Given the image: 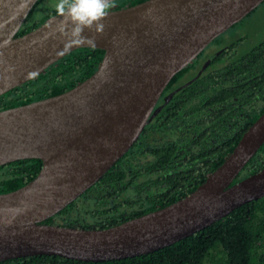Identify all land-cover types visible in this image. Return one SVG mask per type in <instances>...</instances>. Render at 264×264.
Wrapping results in <instances>:
<instances>
[{"label": "water", "instance_id": "95a60500", "mask_svg": "<svg viewBox=\"0 0 264 264\" xmlns=\"http://www.w3.org/2000/svg\"><path fill=\"white\" fill-rule=\"evenodd\" d=\"M37 0H0V94L80 47L104 50L95 70L56 94L0 109V164L38 157L26 183L0 192V260L58 254L105 260L146 253L264 196V166L236 180L264 142V110L194 189L106 227L43 222L93 184L136 140L163 88L215 36L263 0H142L110 10L92 43L67 47L57 13L15 35Z\"/></svg>", "mask_w": 264, "mask_h": 264}, {"label": "trees", "instance_id": "16d2710c", "mask_svg": "<svg viewBox=\"0 0 264 264\" xmlns=\"http://www.w3.org/2000/svg\"><path fill=\"white\" fill-rule=\"evenodd\" d=\"M120 6L127 0H119ZM138 0H131V3ZM37 0L21 34L55 14L57 0ZM48 3V4H47ZM98 47H77L22 84L0 94V109L64 91L91 74L102 57ZM196 79L159 100L141 134L93 184L44 221L79 227H106L166 205L194 189L237 143L227 136L208 158L204 131L224 130L232 114L231 96L244 104L264 86V40L230 45ZM177 71L165 90L175 87ZM222 137V135H221ZM212 147V143L210 142ZM209 149V148H208ZM213 150V149H212ZM215 156V157H214ZM41 166L39 158L0 165V191L20 186ZM264 166V142L241 168L236 181ZM0 264H264V196L247 201L209 225L155 250L98 261L58 254H31Z\"/></svg>", "mask_w": 264, "mask_h": 264}, {"label": "flooded vegetation", "instance_id": "af4514ba", "mask_svg": "<svg viewBox=\"0 0 264 264\" xmlns=\"http://www.w3.org/2000/svg\"><path fill=\"white\" fill-rule=\"evenodd\" d=\"M44 2H46V0H43ZM139 1H142V0H138L136 2H133L131 3V0H127L124 4V5H130V4H134V3H137ZM114 3H117V7H121L120 6V1L119 0H113V4ZM32 8H35V3L34 5L31 7ZM31 9L29 10V12L31 11ZM29 12L27 13V15L25 16V18L23 19L21 25L23 24L24 21H27L28 18V14ZM243 18V17H242ZM241 18V19H242ZM46 19V18H45ZM240 19V20H241ZM238 20V21H240ZM234 22L230 27H228L227 29H225L224 31H222L221 33H219L217 36H215L202 50H200L196 56L187 64L188 65V68L185 69L176 79V83H175V87L174 89L172 90H165L166 86L163 88L160 96L158 97L157 101H156V104L159 100L164 99H168V98H171L174 94V90L177 89V87H181L183 85H188V83L192 82L194 79H196L203 71H205V69H208L209 67H211L213 61L216 60V58L219 56V52L227 47H230V45H234L235 48H238L240 46V44H244V45H254V44H258L260 43L261 41L264 40V37L261 38V39H258L256 41H252L251 42V39H249V35L248 33L246 32H240V31H231L230 34H228L229 30L232 29L235 24L238 22ZM39 24V23H38ZM20 25V26H21ZM19 26V28H20ZM36 26V25H35ZM34 27V26H32ZM31 27V28H32ZM18 28V29H19ZM30 28V29H31ZM29 30V29H28ZM18 31V30H17ZM16 31V33H17ZM15 33V35H16ZM225 34H227V38H225ZM19 35V34H18ZM225 38V39H224ZM104 52V50H103ZM102 52V54H103ZM100 61V60H99ZM55 62V61H54ZM99 63V62H98ZM97 63V64H98ZM185 65V66H187ZM97 67V65H96ZM182 69V68H181ZM90 75V74H89ZM87 77V76H86ZM168 84V83H167ZM166 84V85H167ZM229 99H231V103L229 104V111L230 113L232 114V118L230 119L229 121V124L227 125L226 128H224V130H219L217 131V129L215 128L214 130L210 131V129H207V132L204 131V135H205V140L208 143L209 145V149L207 148L206 149V155L204 156L205 157H209L208 155L211 154V156L213 154H215L217 152V149H221L224 145V139H226L227 136H232V135H235L237 134L238 132H241V134L243 133V131L252 123V121L264 110V86L263 88L259 91L256 92L255 96L252 98L251 101H249L248 104H244L242 102V100H239L238 99V96H231L229 97ZM36 100V99H35ZM156 104L154 105L153 107V110L156 108ZM152 110V111H153ZM152 113V112H151ZM151 115V114H150ZM149 120V118H148ZM148 122V121H147ZM146 122V123H147ZM145 126V125H144ZM144 128V127H143ZM143 130V129H142ZM141 130V132H142ZM140 132V134H141ZM139 134V135H140ZM138 135V137H139ZM222 135V137H221ZM137 137V138H138ZM136 138V140H137ZM240 138V137H239ZM135 140V141H136ZM134 141V142H135ZM133 142V143H134ZM210 142L212 143V147L210 146ZM132 143V144H133ZM132 146V145H131ZM130 146V147H131ZM129 147V148H130ZM128 148V149H129ZM127 149V150H128ZM213 149V150H212ZM126 150V151H127ZM125 153V152H124ZM123 153V154H124ZM228 153V152H227ZM226 153V154H227ZM122 154V155H123ZM225 154V155H226ZM121 155V156H122ZM224 155V156H225ZM223 156V158H224ZM215 157V156H214ZM25 158H38V157H25ZM17 159H24V158H17ZM17 159H14V160H11V161H8V162H5V163H2V164H6V163H9V162H13ZM40 159V158H39ZM223 160V159H222ZM220 163V162H219ZM218 163V164H219ZM0 164V165H2ZM217 164V165H218ZM216 165V166H217ZM215 166V167H216ZM214 167V168H215ZM213 168V169H214ZM212 169V170H213ZM211 170V171H212ZM210 172V171H209ZM208 172V173H209ZM207 173V174H208ZM206 174V175H207ZM35 176V175H34ZM33 176V177H34ZM32 177V178H33ZM206 177V176H205ZM31 179V178H30ZM29 179V180H30ZM205 179V178H204ZM203 179V180H204ZM202 180V181H203ZM28 181V180H27ZM26 181V182H27ZM201 181V182H202ZM24 182V183H26ZM22 183V184H24ZM21 184V185H22ZM18 187V186H17ZM8 191V190H7ZM0 192H4V191H0ZM185 195V194H184ZM183 196V195H182ZM181 197V196H180ZM179 198V197H178ZM176 200V199H175ZM174 201V200H173ZM63 208V207H62ZM158 208V207H157ZM156 209V208H155ZM59 211V210H58ZM56 213V212H55ZM51 216V215H50ZM49 217V216H48ZM46 219V218H45ZM44 219V220H45ZM43 220V222H45ZM49 223V222H48ZM56 224V223H55ZM61 225H64V224H61Z\"/></svg>", "mask_w": 264, "mask_h": 264}, {"label": "clouds", "instance_id": "9594fccd", "mask_svg": "<svg viewBox=\"0 0 264 264\" xmlns=\"http://www.w3.org/2000/svg\"><path fill=\"white\" fill-rule=\"evenodd\" d=\"M114 6L113 0H57L56 13L63 17L65 24H70L67 47L92 43L83 35L84 31L94 30L103 33V21Z\"/></svg>", "mask_w": 264, "mask_h": 264}, {"label": "rangeland", "instance_id": "374dc122", "mask_svg": "<svg viewBox=\"0 0 264 264\" xmlns=\"http://www.w3.org/2000/svg\"><path fill=\"white\" fill-rule=\"evenodd\" d=\"M44 1L42 2V4ZM48 4V3H47ZM41 7H35V11L33 15L38 16L41 13ZM231 31H240L246 32L249 35V39L252 41H256L264 37V0L259 3L255 8H253L250 12H248L243 18L238 21L235 26L229 30L228 34ZM227 34H225V38ZM224 38V39H225Z\"/></svg>", "mask_w": 264, "mask_h": 264}]
</instances>
